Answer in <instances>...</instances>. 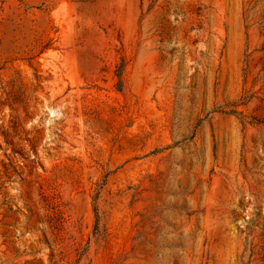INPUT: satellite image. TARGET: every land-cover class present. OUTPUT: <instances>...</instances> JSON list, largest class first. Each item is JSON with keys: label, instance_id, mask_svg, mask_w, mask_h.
<instances>
[{"label": "rangeland", "instance_id": "obj_1", "mask_svg": "<svg viewBox=\"0 0 264 264\" xmlns=\"http://www.w3.org/2000/svg\"><path fill=\"white\" fill-rule=\"evenodd\" d=\"M0 264H264V0H0Z\"/></svg>", "mask_w": 264, "mask_h": 264}]
</instances>
